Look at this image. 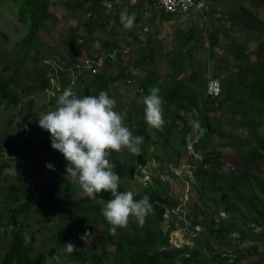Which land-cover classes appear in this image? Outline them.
Listing matches in <instances>:
<instances>
[{
  "label": "rangeland",
  "instance_id": "1",
  "mask_svg": "<svg viewBox=\"0 0 264 264\" xmlns=\"http://www.w3.org/2000/svg\"><path fill=\"white\" fill-rule=\"evenodd\" d=\"M78 1L47 0V10L53 13V17L47 20L44 29L37 31L27 50L28 55L19 62L18 59L23 56V48L18 39L27 34L28 28L18 21L14 0H0V78L8 79L17 66L19 85L36 81L35 68H45L50 78V86L46 90L33 92L31 95L22 87L10 83L19 97L17 104H9L0 97L2 152L0 163H8V167L0 175V215L9 214L15 204L10 200L7 187H15L20 192L24 184L31 182L40 184L44 177H55L57 174L66 176L67 162L61 153H58L57 160L54 153L43 154L31 145L39 140H51L50 134L38 126V119L42 113L46 114L55 109L59 92L70 87L76 74L92 77L85 61L89 56L84 45L92 47L94 44L90 45V40L86 37L89 33L87 22L97 19L98 23L105 16H112L115 10L118 11V6L122 8L120 10L122 12L130 5L129 0H103L101 7L96 9L97 14H94L90 2L84 4L86 9H76ZM205 1L209 4L210 10L204 14H192L187 20L175 18L166 20L169 16L164 13L160 14L159 18H156V15L146 17L150 19V22L148 21L150 30L145 32L146 36L150 37L151 31L159 32L162 36L159 45L151 46L152 52L146 56L131 55L129 50L134 51L136 47L134 44L129 45L131 49L124 50L116 60L104 59L97 66L96 72L104 71L109 78L120 69L124 72L126 70L129 74L112 81L115 83H111L109 87L114 85L115 90L108 93L110 98L116 101L114 110L124 116L125 126L128 127L131 121L145 122L144 96L150 94L152 87H158L161 95L171 73L175 70H181L177 78L186 82L189 90H196L204 96L205 85L209 79H227L230 85H233L232 73L238 66L256 64L261 59L258 57L257 49L264 42V34L243 29L240 11L242 7L249 8L264 21V0H257L260 1L259 4L254 3V0ZM159 19L164 22L160 23ZM168 21V25H164ZM154 23L157 27H153ZM74 29L82 41H78L81 47H78L74 67L68 68L64 66L66 62L64 59L68 54L66 39L68 40ZM132 29L126 30L123 25L115 28V24L107 28L97 26L91 31V35L98 39L92 53L103 57L110 51L107 46L101 44L105 37L113 33L116 38L120 31L131 37ZM94 37L92 42L96 41ZM154 47L160 54H155ZM90 51L91 49L88 53ZM235 55L240 58L235 59ZM148 72L151 75L150 82L143 90L141 80ZM191 72L196 75L195 81L189 78ZM127 79L134 82L128 84ZM140 88L142 92L136 90ZM162 108L164 126L173 127L172 133L167 137L168 146L166 151L164 150L168 154L163 153L160 139L156 136L158 130L150 129L145 122L150 136L155 135L156 143H142L139 156L125 149L121 152H112L109 159L111 163L120 160L135 167L132 177L122 179L120 184L124 189L132 191L135 195L153 190L155 193L165 192L169 202L165 209L178 203L175 209H178L179 214L166 213L165 216L164 212L162 218H158L157 212L153 209L142 227L134 218H130L126 229L117 228L115 232L110 231V228H106L103 222L95 217L93 220L89 219L85 225L83 234L86 232L92 234L90 243L85 244L80 239L83 234L80 233L75 220L69 224H61L52 218V213L46 207L39 210L28 209L21 215V218L28 222V228L23 235L25 239L34 238L33 254L35 251L46 254L41 264H56L55 261L50 262L49 258L60 252L64 244L69 242L75 245L76 249L85 247V254L90 253L91 248L99 253L101 246L97 239L104 232L116 236L127 233L132 238L137 231H146L150 226H154L163 235L169 233V236L173 237L171 241L177 242L179 246L186 245L191 249H199V254L183 264H224L218 255L220 256L226 249L237 251L238 264H256L254 262L264 264V260H258L264 256V235L255 242L250 238V233L264 232V227L254 216L255 209L262 207L261 202L257 200H264V159L261 156L259 159L254 157L251 163H243L239 150L229 144L225 145L229 139L220 140L216 135L206 132L198 136V133L193 132L190 122L198 120L195 111L189 107L187 110L177 108L174 103L167 104L164 101ZM212 115L214 123L220 124L226 133L243 139L253 135L264 145V112L260 109L247 111L250 123L246 125L241 122L240 112L231 113V108L226 105L219 106L212 111ZM209 153H214V156L201 167V160ZM48 163L54 166L55 171L45 167ZM240 174L243 178H239ZM154 176L159 177L156 186H153ZM209 177L214 178L213 189L202 184L204 179ZM72 187L74 189L72 199L85 195L78 184L73 183ZM223 194L224 196H221ZM250 200L254 202L253 207ZM97 202L102 208L106 203L100 199H97ZM98 212V215H101V212ZM220 220L233 221L234 227L218 234L215 225ZM187 222L192 223L194 229L188 227ZM61 227L65 231L64 241L55 237L56 230ZM240 232L249 237L237 239ZM10 239L11 232L0 231V264ZM106 250L109 251V258L112 257L111 254L124 255L121 250L115 251L112 244H107ZM70 255L62 258V264L75 263L70 261Z\"/></svg>",
  "mask_w": 264,
  "mask_h": 264
},
{
  "label": "trees",
  "instance_id": "2",
  "mask_svg": "<svg viewBox=\"0 0 264 264\" xmlns=\"http://www.w3.org/2000/svg\"><path fill=\"white\" fill-rule=\"evenodd\" d=\"M102 1L103 0H79L75 5V8L86 9L84 4L90 2L93 5V13L97 14L96 9L101 7ZM14 2L18 21L26 25L28 28L27 34L18 39V43L21 44V47L23 48V56L18 59L19 62H21L28 55L27 50L36 36L37 31L46 27V22L49 18L53 17V13L47 10V0H14ZM253 2L257 4L260 3V1L257 2V0H254ZM240 12L243 29L248 31H258L264 34V21L262 19H260L251 9L246 7H242ZM120 13L121 12L115 10L112 16H105L104 19L98 21V23L96 22L97 19L87 22V31L89 33L86 37L92 42L93 35H91V31L97 26L99 28L102 26L103 28L104 26L107 28L109 26V20L111 19H114L112 20V25L120 24ZM162 13L169 16L166 20L171 18L170 14L165 12ZM98 16L99 18L101 17L100 15ZM79 36L80 35L77 34V31L74 29L69 35L68 40L66 39L68 54L66 58L67 61L64 65L65 67H70L77 55L78 41L80 40ZM229 49H231V46H229ZM257 52L259 54L258 57L261 58L258 63L240 65L237 67L236 71L232 73L233 85H230V81H227V79H219L221 91L216 96L207 95L206 93H204L203 96L196 90H189L187 83L177 78L181 70H175L171 73L170 79L160 95L162 100L167 104L174 103L177 108L180 107L181 109L187 110L186 108L189 107V109L195 111L198 117L197 122L204 132L216 135L220 140L226 138L229 139V142H226L225 145L229 144L239 150L243 163H251L254 157L259 159L261 156V158L264 159V145L253 135L243 139L235 137L231 133H226L220 124L214 123L212 111L219 106L226 105L231 108V113L238 114L240 112L243 125L250 123V119L247 117V111H253V109L256 108L264 112V42L259 45ZM119 55L120 53L117 52L116 57ZM238 58H240V56L237 57L235 55V59ZM107 59L109 60V57H107ZM17 67L13 70V73L8 79L3 80L0 78V97H3L4 101L7 103L17 104L19 102V97L15 92V89L9 85L10 83L17 87H22L26 90L28 95H31L33 92L44 91L50 86L47 71L37 68H35L34 73L36 81H31L26 85H19L20 80L17 75ZM56 71L59 73L61 72L59 70ZM91 74L92 77L76 75L73 79L74 81H72L69 88H71L78 97L86 95L97 96L100 91L110 93L115 89L114 85L108 87L111 83H115L112 81H116L119 78L129 75L126 70L124 72L122 69H120L117 74L110 75V78L104 71H98ZM150 76L151 75L148 72L146 73L145 78L141 80L143 90L150 82ZM189 78L195 81L196 75L192 73L189 75ZM62 91L63 90L59 92V95ZM244 93L246 94L244 95ZM220 94H222V98H220ZM30 102L33 101L30 100ZM128 128L134 135L142 136L144 138L143 143H156V138L153 139L150 136L144 121H131ZM172 130L173 127L168 125L166 127L163 126V130L157 131L156 133L157 138L160 139L163 151H166L168 146L167 137L172 133ZM31 145L43 154L54 153L56 156L55 158L59 160V152L51 147V140L43 139L36 143H32ZM165 151L163 153L168 154V152ZM1 156L2 152L0 149V157ZM111 156L112 152L110 154V157ZM213 156L214 153H209L205 156L200 162L201 167H204L207 160L211 159ZM113 164L115 165V173L120 177V183L124 177L133 176L135 167L123 163L120 160H115ZM7 167L8 163H0V175ZM19 175H21L20 172ZM239 178H243V175ZM158 182L159 177L154 176L153 186H156ZM236 182H238V180ZM202 184L204 187H212L213 189L214 178H206ZM72 185L73 183L69 179H65V177L57 174L55 177L42 178L40 184L35 182L24 184L21 187L20 192L15 187H7L8 194L11 196L10 200L15 202V204L9 214L0 215V226L3 225V227H5L4 232H11L10 243L7 250L4 252L1 264H41L46 258V254L42 251H35L33 254L34 250L32 244L34 238L30 237V239H25V236L23 235L25 229L28 228V222L21 218V215L28 209L39 210L46 207L52 213V218L59 221L61 224H69L75 220L79 225L81 234H83L88 220H93L95 217L102 221L106 228H110V225L104 220V218L101 215H98V211L101 212L102 206L97 202V199L107 202L112 199L111 193L108 191L98 193L95 200L89 199L86 195L78 199H72L74 191ZM227 186L230 187V185ZM118 191L126 192L127 190L119 184ZM165 194V192L155 193V190H153L150 192L148 191V193H142L141 195H135V199L147 195L153 209L157 212L158 218H162L163 213L166 210L165 208L169 205L168 198ZM221 196H224V194ZM257 202H261L262 207H257L255 209L254 216L258 220V223L264 227V200H257ZM250 203L253 207V200H250ZM177 204L178 203L170 205L168 208L175 207ZM90 216H92V218H90ZM233 227L234 222L227 220L217 221V224L215 225L218 234ZM64 232L63 227L57 229L55 237L64 241L66 238ZM250 234L251 241L254 240L255 242L264 235V232ZM245 236L249 237L240 232L237 239H240V237L241 239H244ZM97 240L100 242L101 252H94V249L91 248L90 253L86 252L85 254V247H82L69 256L70 261H75L74 264H183L189 262L200 252L197 248L191 249L186 245L179 247L172 244L170 242L169 233L163 235L160 231L156 230L154 226H150L146 231H137L132 238L127 233L116 236L110 232H104ZM254 242L252 244L255 245ZM107 244H112L115 247V251L121 250L124 252V255L111 254L112 257L109 258V251L106 250ZM233 250L237 253L235 249ZM125 257L126 260H124ZM218 258L223 262L221 254L220 256L218 255ZM258 260H264V256L261 259L258 258ZM254 263L258 264L257 262Z\"/></svg>",
  "mask_w": 264,
  "mask_h": 264
},
{
  "label": "clouds",
  "instance_id": "3",
  "mask_svg": "<svg viewBox=\"0 0 264 264\" xmlns=\"http://www.w3.org/2000/svg\"><path fill=\"white\" fill-rule=\"evenodd\" d=\"M134 22V13L130 15L127 10L120 13V23L126 30H131L134 27ZM111 53L115 54L114 59L110 58ZM116 54L117 52L113 50L99 58L102 61V58L109 57V61H114L117 58ZM136 90L142 92L141 88V91ZM143 104L145 106L143 109L144 120L148 127L162 131L165 121L160 89L152 87L150 94L144 96ZM115 107L116 101L110 98L105 91H100L97 96L78 97L71 88H66L57 97L55 109L46 114L42 113L38 119V126L50 134L51 147L61 153L67 162L65 179H70L73 183L78 184L83 193L92 200H95L96 195L103 191L111 193L112 199L104 204L100 214L111 226L110 231L112 232H115L117 228L126 229L130 218H134L137 224L142 227L146 217L153 212V206L147 195L135 199V193L132 191H118L120 177L114 171L115 165L110 162V154L126 149L129 153L139 156L144 138L134 135L125 126L124 116L115 111ZM190 125L193 132L198 133V136L203 135L204 130L197 121H191ZM152 138H156L154 134ZM45 167L55 171L54 166L50 163ZM172 208L175 209V207ZM166 213L174 212L168 208L165 210V216H167ZM176 214H179L178 210ZM187 226L194 229L192 223L187 222ZM4 229L3 225L0 226V231L4 232ZM91 238L92 234L89 232L80 237L85 244L90 243ZM77 250L75 245L69 242L64 244L60 252L53 254L49 261L62 264L63 257Z\"/></svg>",
  "mask_w": 264,
  "mask_h": 264
},
{
  "label": "built area",
  "instance_id": "4",
  "mask_svg": "<svg viewBox=\"0 0 264 264\" xmlns=\"http://www.w3.org/2000/svg\"><path fill=\"white\" fill-rule=\"evenodd\" d=\"M130 1V0H129ZM139 4L144 17H151L152 15H160L162 12L168 13L177 20H187L192 14H204L210 10L209 4L205 0H131ZM111 6V4L109 5ZM109 22V26L112 25ZM110 58L114 59L115 54L111 53ZM88 63V68L92 73L97 71V66L101 64L100 58L98 60H85ZM131 79L126 82L131 83ZM139 91H141L139 89ZM220 92V82L218 79H209L206 83V93L208 95L216 96ZM178 209L171 208V212L176 213ZM170 242L176 246L179 244L175 241ZM221 259L224 264H238V254L233 249H226L221 253Z\"/></svg>",
  "mask_w": 264,
  "mask_h": 264
},
{
  "label": "crops",
  "instance_id": "5",
  "mask_svg": "<svg viewBox=\"0 0 264 264\" xmlns=\"http://www.w3.org/2000/svg\"><path fill=\"white\" fill-rule=\"evenodd\" d=\"M129 3H130V5H129V7L126 10L128 11V13L130 15L133 14V13L135 14V22H134V24H136L138 22V24L134 25V27H133V29L131 31V32H133L131 37H129L128 34H125V32L123 33L122 31H120L119 35L117 34L116 38H114L115 34L113 35V33H112L111 35L105 37L104 40L101 42V44L103 46H107L109 48V50H111V51L115 50L116 52H119L120 55L122 54V52H124V50L127 51V50L131 49V46H129V45H133L134 44L135 45L134 47H136V49L134 51H130L129 50L130 54L133 55V56H139V55L146 56L147 54L152 52L151 46L159 45L158 43L160 42V39L162 38V36H161V34L159 32L151 31L150 32L151 36L147 37L145 32L150 30V27L148 26V21L150 19L143 16L141 8H140L138 3L134 2V1H131V0H130ZM118 7H119V9H118L117 12H120V10L122 8L120 6H118ZM136 14H139V15H136ZM156 18H159V15H156ZM159 22L163 23L164 21L159 19ZM168 23H169V21L166 22L164 25H168ZM120 26H122L121 23L120 24H116L115 28L120 27ZM153 27H157V25L154 23ZM93 37H94V35H93ZM94 38H96V36ZM80 40L82 41V38H80ZM97 41H98L97 38H96L95 42H91L90 41V45H92L93 43L97 44ZM94 44H93L92 47L84 45L85 49L87 50L86 54H87V56H89V57H87L88 59L95 60V59H97L99 57L101 58V56H98V55H95V54L92 53L93 52L92 48L94 47ZM80 45L81 44L78 42V47H81ZM90 49H91V51L88 53V51ZM78 51H79V49H78ZM153 51H156L155 54H160L155 49V47L153 48ZM62 58H64V57H62ZM104 59H107V57L106 58H102V60H104ZM64 61H67V59H64ZM74 65H75V60L73 61L72 65L70 67H68V68H72V67H74ZM77 70L78 69H76V71Z\"/></svg>",
  "mask_w": 264,
  "mask_h": 264
}]
</instances>
